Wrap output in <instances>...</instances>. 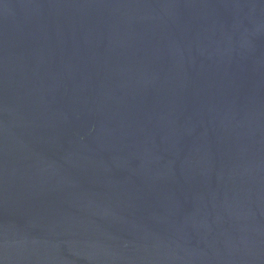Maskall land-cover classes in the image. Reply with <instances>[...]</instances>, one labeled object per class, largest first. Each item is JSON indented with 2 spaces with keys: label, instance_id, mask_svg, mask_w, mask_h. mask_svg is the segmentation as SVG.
Returning a JSON list of instances; mask_svg holds the SVG:
<instances>
[{
  "label": "water",
  "instance_id": "water-1",
  "mask_svg": "<svg viewBox=\"0 0 264 264\" xmlns=\"http://www.w3.org/2000/svg\"><path fill=\"white\" fill-rule=\"evenodd\" d=\"M0 264H264V0H0Z\"/></svg>",
  "mask_w": 264,
  "mask_h": 264
}]
</instances>
